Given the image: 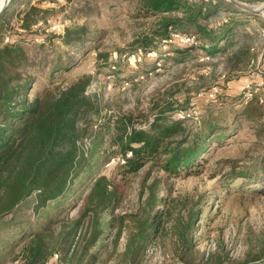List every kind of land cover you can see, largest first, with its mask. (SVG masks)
<instances>
[{
    "label": "trees",
    "instance_id": "1",
    "mask_svg": "<svg viewBox=\"0 0 264 264\" xmlns=\"http://www.w3.org/2000/svg\"><path fill=\"white\" fill-rule=\"evenodd\" d=\"M10 1L0 15V264H47L54 253H61L62 260L70 264H106L115 257L116 264H143L171 214L166 209L167 198L159 196L160 179L150 177L153 169L171 178L182 173L195 174L209 163L214 143L220 145L226 139V134L220 133L223 128L212 117L200 121L201 116L195 125H186L189 121L177 119L176 110L170 121L154 119L149 130L130 128L126 119L118 121L119 129L113 136L107 133L108 122L95 130L102 108L96 95L87 94L91 75H82L67 85L64 80L59 84L51 82L31 95L36 79L22 73V67L30 64L29 54L12 36L5 42L13 31L14 13H9V9L16 0ZM42 1L45 0L37 3ZM136 4L139 13L155 18L156 22L153 29L135 39L132 52L154 51L157 55L161 54L162 44L181 55L197 48L169 42L175 31L195 35L201 48L226 40L228 21L220 25L207 21L221 11L234 9L221 0H136ZM41 14L44 10L31 5L21 19V28L32 32ZM87 32L86 27L65 29L62 42L74 54H58L51 65L53 76L79 64ZM230 60L234 69L249 63V48L239 47ZM261 95L247 103L242 93L237 95L240 106L233 113L235 131L243 123L263 122ZM219 96H223L222 90ZM105 141L116 146L113 154L117 157L103 153ZM95 158L109 164L112 172L116 168L124 183L147 168L140 182L141 205L135 211H120L123 195L105 172L93 176L83 190L75 188L81 175H91ZM238 168L231 167L230 176L246 178L247 171ZM259 168L264 172V160ZM232 185L235 182L229 183ZM170 190V186L164 188L167 194ZM32 196L35 216L51 208V204L57 207L54 213L47 211L45 222L37 229L30 220L18 221L16 217L20 206ZM72 196L74 199L69 201ZM77 209L78 216L70 218V213ZM189 214L185 224L171 226L177 235L171 245L175 256L172 264H198L192 241V219L198 214L193 209ZM201 261L221 264L211 258Z\"/></svg>",
    "mask_w": 264,
    "mask_h": 264
},
{
    "label": "rangeland",
    "instance_id": "2",
    "mask_svg": "<svg viewBox=\"0 0 264 264\" xmlns=\"http://www.w3.org/2000/svg\"><path fill=\"white\" fill-rule=\"evenodd\" d=\"M37 1L16 0L13 3L9 9V13H14L11 19L13 31L5 37V42L12 36L29 54L30 64L22 67V73L36 79L31 95L51 82L59 84L64 80V85H67L82 75H91L87 94L96 95L102 108L95 130L108 122L107 133L113 136L118 132V121L123 119L128 121L130 128L149 130L154 119L170 121L174 111L187 109L190 99L199 92L213 85L221 86L223 96H219L217 101L210 102L205 98L198 101L200 121L212 117L223 128L220 133L227 136L220 145L214 143L209 163L195 174L185 176L182 173L178 178L168 177L157 168L151 173V178L158 177L161 181L159 196L167 198L165 205L171 214L159 240L147 251L143 264H172L175 256L171 245L177 235L171 226L185 224L192 209L198 214L196 219H192L195 263L201 264L202 258H211V261L221 264H263L264 172L259 163L264 160V118L258 125L243 123L238 131L232 124L233 113L240 106L237 95L243 91L244 78L255 79L258 68L255 64L250 65L249 61L234 69L230 59L239 47L247 46L251 59L260 57L263 67L259 70L264 73V12L225 11L223 15L228 21L225 25L230 28L226 40L206 48H201L200 42L196 49L184 55L162 44L161 54L155 58L132 63L129 57L133 53L135 39L153 29L156 22L155 18L139 13L136 0ZM236 1L253 9L260 8L262 4L253 0ZM31 5H37L44 14L36 17L32 32H28L21 28V19ZM218 15L207 23L216 24L214 18L216 21L222 19ZM70 27L87 28L86 48L79 54L77 66L53 76L52 63L58 54L67 51L61 36ZM72 51L67 52L74 54ZM262 92L263 87L256 95ZM186 125H195V122H186ZM115 149L112 142L103 143V153L117 157L113 154ZM97 160L95 158L92 163L91 175H81L75 188L83 190L93 176L105 172L115 180L123 195L120 211H135L141 205L140 182L147 168L124 183L116 168L112 172L109 164ZM233 166L246 170V178L230 176ZM230 182H235V185L229 186ZM167 186L171 188L168 194L164 191ZM72 199L74 196L68 200ZM34 202V196L25 201L17 210L16 217L18 221L30 220L37 229L45 222L47 211L54 213L57 207L51 204V208L49 206L35 216ZM78 214L79 209L71 212L70 218ZM10 219L11 216L6 218L7 221ZM13 233L16 234L15 230ZM115 258L106 264H116Z\"/></svg>",
    "mask_w": 264,
    "mask_h": 264
},
{
    "label": "built area",
    "instance_id": "3",
    "mask_svg": "<svg viewBox=\"0 0 264 264\" xmlns=\"http://www.w3.org/2000/svg\"><path fill=\"white\" fill-rule=\"evenodd\" d=\"M224 11L219 12L218 18H222L220 21H216V18H214V21L217 25H220L221 22H227V19H225V14L223 13ZM224 14V15H223ZM223 15V16H222ZM169 42H178L182 45H193V46H198L200 41L195 35H185L183 33H180L178 31H175L171 34ZM252 52L254 51V48L251 49ZM157 56V53L152 51L148 53H144L142 50H138L134 53H132L129 57V60L132 63H140L144 59H149V58H155ZM261 57L263 59V53L261 54ZM209 57H206V60H208ZM262 62L260 61V57L258 60H255L252 58L250 60V65H257L256 67L258 68V79L253 82H248L244 85L242 94L244 98V102L247 103L250 101L256 94L257 91L261 87L264 86V79L263 75L264 73L259 70V68H262ZM221 91V86L220 85H213L209 87L206 91L204 92H199L196 97L190 99V104L187 109H180L175 112V117L179 120H186L189 122H195L200 118V113H199V105L198 101L201 98H205L206 101L210 102H215L218 99V95L220 94ZM260 103L264 105V90L262 92V95L260 96ZM47 264H70L67 261L62 260L61 255L59 253H54L49 260Z\"/></svg>",
    "mask_w": 264,
    "mask_h": 264
},
{
    "label": "water",
    "instance_id": "4",
    "mask_svg": "<svg viewBox=\"0 0 264 264\" xmlns=\"http://www.w3.org/2000/svg\"><path fill=\"white\" fill-rule=\"evenodd\" d=\"M221 1L225 2L226 4H228L229 6L233 7L236 10H241V11L248 12V13H262V12H264V3L261 4L260 8L253 9L248 4L238 2L236 0H221ZM9 3H10V0H4L2 6L0 8V15L4 12V10L9 5Z\"/></svg>",
    "mask_w": 264,
    "mask_h": 264
},
{
    "label": "crops",
    "instance_id": "5",
    "mask_svg": "<svg viewBox=\"0 0 264 264\" xmlns=\"http://www.w3.org/2000/svg\"><path fill=\"white\" fill-rule=\"evenodd\" d=\"M252 76H254V75H252ZM258 77H259L258 75H255V77H253V78H255V79H252V80H248V79L245 77V78H244V82H245V84H246V83H248V82L256 81V80L258 79ZM245 84H244V85H245ZM237 94H239V93L237 92Z\"/></svg>",
    "mask_w": 264,
    "mask_h": 264
},
{
    "label": "bare ground",
    "instance_id": "6",
    "mask_svg": "<svg viewBox=\"0 0 264 264\" xmlns=\"http://www.w3.org/2000/svg\"><path fill=\"white\" fill-rule=\"evenodd\" d=\"M3 2H4V0H2V2H0V5H1V6H2Z\"/></svg>",
    "mask_w": 264,
    "mask_h": 264
},
{
    "label": "clouds",
    "instance_id": "7",
    "mask_svg": "<svg viewBox=\"0 0 264 264\" xmlns=\"http://www.w3.org/2000/svg\"><path fill=\"white\" fill-rule=\"evenodd\" d=\"M0 2H2V0H0Z\"/></svg>",
    "mask_w": 264,
    "mask_h": 264
}]
</instances>
